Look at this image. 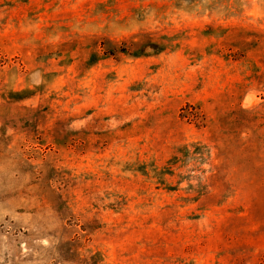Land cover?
<instances>
[{
  "label": "rangeland",
  "instance_id": "374dc122",
  "mask_svg": "<svg viewBox=\"0 0 264 264\" xmlns=\"http://www.w3.org/2000/svg\"><path fill=\"white\" fill-rule=\"evenodd\" d=\"M0 264H264V0H0Z\"/></svg>",
  "mask_w": 264,
  "mask_h": 264
}]
</instances>
